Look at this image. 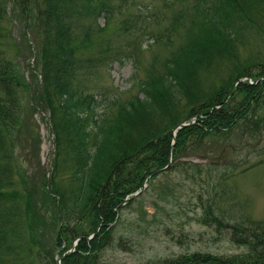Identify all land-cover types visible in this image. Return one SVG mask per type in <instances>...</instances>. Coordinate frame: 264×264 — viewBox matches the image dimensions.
<instances>
[{"label": "trees", "instance_id": "16d2710c", "mask_svg": "<svg viewBox=\"0 0 264 264\" xmlns=\"http://www.w3.org/2000/svg\"><path fill=\"white\" fill-rule=\"evenodd\" d=\"M23 2L20 0L27 28L24 33L30 34L29 45L35 48V66L40 75L35 69L33 73L40 82L38 88H33L19 70L8 64L0 66V203H17L23 198L17 188L12 189L16 176L24 180L13 154L22 124L17 88L27 89L34 105L40 104L50 111L54 166L58 168L63 159V171L71 161V187L68 193L58 188L54 183L58 170L53 166L51 188L58 195V204L55 203L57 218L49 223L38 208L37 185L28 190L24 216L29 248L27 245L24 256L18 255L21 246L15 243L17 226L8 228L9 218L0 219V264H19L18 256L26 261L41 258L42 254L50 258L45 264H56L53 250L66 243L72 247L79 236L84 237L74 251L64 256L62 264H100L103 252L115 248L113 230L122 209L132 199L124 204L128 197L145 183L148 186L159 173L172 170L182 153L186 155L189 140L195 138L198 148L209 133L224 135L242 123L250 125L264 105V0H193L190 12L182 9L172 21L174 28L180 29L182 19L190 15L191 25L179 49L166 59L162 70L155 59L145 77L135 81L138 91L126 102L119 103L118 97L114 98L104 106L103 113L98 109L101 99L85 92L86 87L78 82V50L74 44V19L80 15L78 4L90 14L96 10L93 0ZM9 3L12 0H0V21ZM106 12L110 13L107 3H101L97 16ZM91 32L92 25L87 26L84 42L90 40ZM248 47L252 53L243 58L242 51ZM220 64L225 76L213 88L204 87L202 74L212 72ZM254 69L257 71L253 72ZM243 77L248 79L241 81ZM192 117L195 122L179 129L173 144L174 128ZM262 122L264 118L254 121L253 128L258 131ZM219 163L184 161L199 172L205 165L220 167ZM224 178L219 177V181ZM69 196L74 204L71 207L67 204ZM198 197L205 200L202 192ZM206 201L209 208L205 222L207 217L215 222L225 217L220 203L216 206V195H209ZM42 226L57 228L51 250H46L37 236ZM228 228L235 233L240 227ZM96 231L92 238H86ZM238 237L235 233L238 243L249 246L239 256L181 254L154 264H264V230ZM118 246H126L121 236Z\"/></svg>", "mask_w": 264, "mask_h": 264}, {"label": "rangeland", "instance_id": "374dc122", "mask_svg": "<svg viewBox=\"0 0 264 264\" xmlns=\"http://www.w3.org/2000/svg\"><path fill=\"white\" fill-rule=\"evenodd\" d=\"M105 2L110 13L97 16L100 4ZM192 3L193 0L186 3L171 0H93L96 10L90 14L78 4L80 15L74 19L78 82L86 87L85 92L101 99L98 104L100 113L105 112L104 106L114 98L118 97L121 103L135 94L138 91L135 81L145 77L155 59L158 69H163L166 59L182 45L191 25L187 14L180 29H175L172 21L182 9L190 12ZM20 6V0H12L0 21V66L8 64L19 70L33 88H38L40 74L35 66V48L29 45L30 34L24 33L27 28ZM91 25V38L84 42L85 28ZM250 53L249 47L244 48L243 58ZM33 69L38 75L33 73ZM223 76L222 64L217 65L212 72L202 74V85L213 88ZM16 90L22 124L15 137L13 154L24 180L16 176L12 189L17 188L23 198L17 203L16 200L0 203V219L9 218L8 228L17 226L15 243L21 246L18 255L24 256L26 246L29 248L24 216L28 190L37 185L38 208L47 223L55 222L57 218L58 195L51 188L55 140L50 111L47 112L40 104L34 105L27 89ZM113 110L115 112L116 108ZM263 118L264 105L258 109L254 121ZM254 121L250 125L242 123L224 135L209 133L201 139L198 148L195 138L189 140L186 155L181 151L182 157L174 162V168L159 173L143 192L124 206L113 230L115 248H107L103 252L100 264H154L181 254L233 257L246 253L249 246L238 243L234 234L240 238L244 234L264 230V123H259L257 131L253 128ZM206 158L220 161V167L205 165L199 172L197 167L184 164V161L205 163ZM63 162L62 159L57 163L58 168L54 166V170H58L54 183L63 193H68L71 161L62 171ZM223 175L225 178L220 182L219 177ZM199 192L203 193L205 200H199ZM45 193L52 200H48ZM211 194L216 195V206L220 203L225 217L220 215L222 218L216 222L207 217L205 222L203 218L208 216L209 208L206 199ZM67 204L69 207L74 205L72 196L68 197ZM230 226L240 228L233 233L232 228H228ZM43 228H40L42 232L37 231V236L43 241L44 248L51 250L57 228ZM120 236L126 243L125 249L118 246ZM70 247L68 243L56 247L53 250L55 257ZM18 258L19 264H45L50 259L43 254L41 258L26 261Z\"/></svg>", "mask_w": 264, "mask_h": 264}, {"label": "water", "instance_id": "95a60500", "mask_svg": "<svg viewBox=\"0 0 264 264\" xmlns=\"http://www.w3.org/2000/svg\"><path fill=\"white\" fill-rule=\"evenodd\" d=\"M193 121H194V119H192V122H193ZM189 124H191V122H182V123H180V124L174 129V131H173V137H174L173 142H174V143L176 142V133H177V131H178L179 129L183 128L184 126L189 125ZM145 186H146V185H145ZM145 186H144L140 191L134 193L133 196H137V195H139L141 192H143ZM129 199H130V198H128V199L126 200V202H127ZM83 237H84V236H80V237H78L77 239H75V240L73 241V248H72L70 251L75 250V246L77 245L78 241H79L81 238H83ZM91 237H92V235L89 236V237H87V238H91ZM65 255H66V253L63 254L61 257H58V258H57V264H61V260L63 259V257H64Z\"/></svg>", "mask_w": 264, "mask_h": 264}]
</instances>
